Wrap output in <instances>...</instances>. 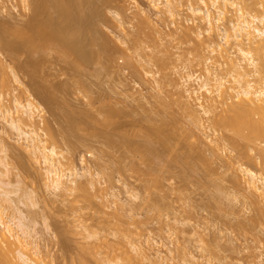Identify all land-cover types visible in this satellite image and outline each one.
<instances>
[{
	"label": "rangeland",
	"instance_id": "1",
	"mask_svg": "<svg viewBox=\"0 0 264 264\" xmlns=\"http://www.w3.org/2000/svg\"><path fill=\"white\" fill-rule=\"evenodd\" d=\"M104 1L103 0H94L95 3H94L93 9L98 10L99 14H97L96 20H98L99 17H101V18L98 20L99 22H96L99 24V25L97 24V26H99L98 28H99L100 32H102L101 34H103L102 36H104L105 42H108L109 44L107 43V45H110V47H113V51L115 53L112 51L114 55L112 54L110 56H108V54L105 56L106 53H104L103 54L104 57L102 56V58H100L101 60L98 59L99 61H96V62L95 61H93V62L89 61L86 64L89 66L88 68H87V66H84L85 65L84 64L83 65L84 67H82L80 70H76V74L80 75L79 77H77L78 75H73V74H75V73H73V69L75 70L73 65L68 64V62H66V64H63V63H65L64 61H67V60L69 61V59L64 60L66 57L64 58L63 54H61L62 55L61 57L64 58L62 60V58L59 57L60 55H58V53H59V52H57L58 49L56 50L54 48L53 49L50 48V50L46 49V52L39 51V52L33 53L35 51L32 52V50L30 51V49L23 47L22 49H20L21 51L19 52V54L20 53L21 54L20 55L18 54L21 57V59H20V57H18L19 61L17 62V60L15 61V59H12L10 57L11 54L8 51H6L5 49H2L3 47L0 44V47H1L0 51L2 49L1 52L3 53V56L5 57V59L7 60L8 63L10 61V63H12V65L16 64L17 65V66L15 65L16 68H18L19 64H21V65L24 64V65H22L23 67L17 69V71L20 73L19 76L22 79V81L24 82V85L26 84L25 85L26 88L28 87L29 92L31 91L30 92L31 94H32V92H34L33 93L34 94L33 97L35 98L34 101L42 109V115L44 116L43 117L44 121H46V123L49 125V127L50 126L52 127V128L50 127L51 128L50 131L52 130L54 133L53 139L55 140L56 143L58 142L57 145H61V146H59L61 149H59V147H58V149L62 151V153L64 154L63 156L65 157V158L64 157L62 158V162H63L62 164L65 163L64 165H66L65 166L66 169L69 166L70 170L73 167H75L78 170H81V172H83L82 171L83 167H84L85 171L87 169L86 167H88L89 170H91V171L93 170L92 173H94V174L97 172L100 173V175L95 174V176H94V175H92V173H90L91 171L89 172L87 169L88 172L84 171V174H85L84 176L86 178H84V176H83L84 179L82 180V176H81L78 179V181L81 180L82 182H84L82 185H84V184L87 185L86 190L88 188V190H90V191L87 190L88 193L93 195L95 200L92 201L91 205H92V207L94 205H96L94 207H95V210H97V211H95L93 209L94 207L92 208L91 205H90V207L92 208L93 211H91L90 207L83 208L84 207L83 205H85L84 204L85 201H82L83 199L78 198V196L80 197V195H79L80 191H78V190H76V193L74 190H72V192L69 191L71 193L62 192L63 195H60L61 192H58L59 194L53 192V189H51L49 187L51 181L49 180L48 175L44 174L46 171L44 166H43L44 164H42V162H39L40 159L35 160L36 157L33 156L31 153H29L28 150H25V149H27V147L23 146V145H25V144H23L24 143L23 140L17 138V135H16L17 132H15L14 129H11V126L8 125L6 122L2 121V119H0V137L1 136H2L1 138L4 137V139H2V140H5L4 142L7 141L6 143H7V145H9L7 148L9 150L7 161L10 164L9 165L10 172L7 175H5L3 178H4V180H6L10 184H9V186L7 184L6 187L4 186L3 188H0V194L6 193V192L9 193L8 195H10V197L12 198V201L16 202L18 207L21 209V211L26 214V215L24 214V216H26V217H24V219H25L24 221L28 222L29 224L32 223L31 226L36 228L37 231L39 232V234H37L33 240L32 239H30V240L32 242H34V244H37V246L40 248V252H41L39 255L40 259L42 261H44L46 264H77V263L78 264H99V263L101 264V263H103V261H109V259L107 257L104 258V256H106V255L107 256L112 255L109 258H111L112 261H114V262L117 260L118 261L121 260V262L123 263L126 260L125 258L127 257L128 254L132 257V253H133V256L135 258L132 257L131 262L134 260L133 263L136 264L137 262L144 261L142 258L141 259L139 258L140 261H138L137 256L139 257V255L134 254L135 252L132 251L131 247L129 248V245L132 242L139 243V246H141V248L143 250H145V252H146L145 254H147L146 256H148V257H146L148 262H146V260H145L144 262H142V264H146V263L147 264H155V263L159 264L160 262H161L160 264H184L185 262H186L185 264H189L190 263L189 261H192L191 259H193V258H194L193 263H196V264H264V226L260 225L257 222L254 223L249 219L252 214L254 215V213H255V215H256L257 212L251 211L252 210L251 207L247 203L245 204V202L242 201L243 198L240 197V195H242L241 191H239V193H238V191L230 185V182L227 181L228 180V178H227L228 172L225 171V169H226L225 166L221 167L223 165V161L222 160L219 161L218 159H216V161L218 160L219 162L215 161L212 164L211 161H214L215 159L213 160L212 155L208 156V153L210 154L209 148H208V151L206 150L207 151L206 155L210 159V164L215 165V169L213 168L214 166L211 165L212 170H208L206 168V166L201 163L202 161L201 162L196 161L195 163H197V164L194 163V165L192 167H190L189 165L183 163L181 161V159L179 158L180 154H182V147H181L182 143L180 142V137H179L180 135L178 134L179 130L174 129L175 128L174 125L176 123L174 125H173V123L177 120L180 122V123H177V124H179V126L183 122V124L181 125L182 127H180V128L185 127V128L189 129V127H191V126H189L191 124L190 123L191 119H190V116L188 115V112L184 109H181L180 108L181 105L179 103H177V101H175L174 103H172V101H171L172 97L175 96V98H173V100H175L176 97L179 96V94H181V93H179L180 89L178 88L179 92L177 90L175 91V88L177 89V87H175V85H172V84H174V82H175V84H181V82H179L180 79L177 78L178 82L175 81L176 79L173 80L172 84L169 82H168L169 84L167 83L168 86H166V87L168 89H165L166 90L165 92H168L167 90L170 89V92L173 93V94L170 93L171 96L170 95L167 96L168 93L165 94L164 91H163V93L157 91V88L159 86L157 88L154 86V85H158V83L156 84L154 80L155 79L156 80L161 79L162 75H161L160 71H159L160 73L158 72L159 67H158L157 63L152 62V61H150L151 63L148 61H147L148 63L146 62L147 58H149L147 55H144L148 52V51L146 52V50H144V49L149 50L148 45L146 46L144 44V43L148 44L147 42H149V40L147 39L148 40L147 41L146 38L140 37L142 39H145V41L139 39V41L141 40L140 42H142L140 45V42L137 39L138 44H136V45L141 46L140 48H144L143 50L146 53H142L141 50H139L140 48L139 49L137 47L135 48V50L136 49L139 50V52L136 50L137 52H135V55L138 57V55H137L138 53H139V55L143 54V56L145 58L147 57L146 60H144L143 59L144 57L141 55V59H139L140 56L138 58L134 56L136 59L133 57L132 59H134V60H131V62H128V60L124 56V54H121V53H122L123 49H125V47L128 44H129V47H131L130 46L131 44L128 42H131L132 37H134L136 34L135 25L137 24L136 20H138V18L135 15L136 10L134 8V4L131 0H125L126 3H124V0H122L121 4H119V5H118V3L120 0H109L110 5L106 3V0H104ZM135 1L140 6L144 7L145 9L148 8L147 0H135ZM107 2H108V0H107ZM111 3H112V5H111ZM115 3H116V5H115ZM122 4L125 5V13H123L124 7L120 6ZM22 5L23 4L19 0H0V20L2 19V21H6V22L9 21V24L13 23L12 25L15 24V26H16V24H17V26L21 25L23 23L22 21H24V19H26V17H24L25 13H28V10H26L24 8V6H22ZM184 6H180V7H182V8H180V9H182V10H180L182 12L179 11L180 12L179 18H178V16H176V17L174 16V18H172L168 13H166V16L168 14V16H167L168 18H165L166 16L163 15L165 18L164 19L162 16L163 20L160 19V21L163 24H161L160 27L162 25H163V27L165 26V28H163V30L166 33L169 32L170 34H172L174 36L176 34L175 33L176 27L178 29H181V28H179L180 26L182 28H184L185 25L190 26L192 24L191 20H187V19H190L193 16H192V14H190L192 17L189 18V16H190V15H188L189 11H186L188 9L184 10V8H187L186 6L185 7ZM255 7H256V10H254L255 9L254 7H251V9L254 8L253 12L250 9L252 13L258 14L259 12L260 13L264 12V10H262L263 7L261 8L260 5L256 4ZM259 7L261 8L260 11H258ZM109 8H111V9H109ZM121 8H122V10H121ZM230 9H232V8H230ZM248 10H249V8H248ZM185 11L188 13L186 14ZM113 12H119V13L121 12L122 14H120V15L123 16V18L120 16L121 20L122 19L123 20L125 19V20L120 22L119 16L115 18V16H113L114 15ZM104 15H106V16H104ZM186 16H188V18H185ZM112 17L115 20L117 19L116 20L117 23H116V21L114 22ZM102 18H105V19H102ZM126 18H128V19H126ZM181 18H182V21H181ZM184 20L185 21L187 20V21L185 22ZM14 21H15V23H14ZM160 21H159V24H160ZM188 21H190V22H188ZM129 22L130 23L132 22V23L130 24ZM7 23H6V25H8ZM123 23H125V24H123ZM180 23H182L184 25L182 26V24L180 25ZM185 23H187V24H185ZM117 24L120 27H118ZM126 24H128L129 27ZM125 25L127 28L125 27ZM132 26H133V28H132ZM173 27H175V28H173ZM120 28H122V30L124 32H121L122 30ZM191 28H192V26H191ZM3 29H4V27L3 28L0 27V39H1V37L3 38V34H5V32L2 31ZM127 29H129L128 32L126 31ZM194 29L195 28H193L192 30H194ZM172 30H173V32H172ZM192 30H191L192 33L195 32ZM129 31H133V33L129 32ZM193 34L191 37L192 38L191 41L189 40V38H184L183 43L180 44L181 48H179V50H181V51H178L182 55V56H180V53H179L180 59L174 58V57H176V55L178 53L176 51L178 49L175 48L176 52L173 51L174 47H173V50H172V48L170 49L174 52V55H172V57L171 56L170 57L176 59L174 62V60L170 58L174 62L173 63L171 60H169V61H171V63H173L172 65H174V68H172L171 67L172 65L169 63L171 65L170 67H171L172 71L174 69L180 70V71L175 70L176 72L174 71V74L183 75V76H185L188 73H193L194 75L195 74H201L200 73L201 71L197 70V69H199V67H197V63H196L197 60H195L197 58L196 57L197 51L195 49V41L193 39L195 34L194 35ZM117 35H118V37H117ZM119 35H122V36H119ZM128 35H129V38H128ZM177 35H178V33H177ZM115 41H116V43H115ZM112 42H114L115 44ZM126 43H127V45H126ZM121 46L123 47V49ZM115 47H117V48H115ZM134 47H135V45H134ZM145 47H147V48H145ZM133 49L134 48L132 46V50H129V51H132V53H133V51H134ZM47 50H49V51H47ZM55 52H56V54H55ZM173 52H171L170 54H173ZM29 53H30V55H29ZM31 54L34 56V58L31 56ZM39 54H41V57H39L40 56ZM35 55H37V56H35ZM57 56H58V58H57ZM37 57H39V58H37ZM177 57H178V55H177ZM28 58H30V60ZM35 59H37V60H35ZM189 59H191V60L194 59L195 61L193 60L192 63L190 62L191 65H189L190 64L188 61ZM11 60H12V62H11ZM59 60H61L62 63ZM113 60L114 61L116 60L115 61L116 63L119 62V63H117L118 65ZM135 60H137V61L135 62ZM181 60H183V62ZM30 61H38L39 62L38 63L39 65H37V69H35L36 67L31 65ZM132 61L134 63H132ZM13 62H14V64H13ZM138 62L143 63L144 69L145 70L147 69L146 71L150 70L149 72L150 73L152 72L151 77L149 76L150 75L149 73L146 74V73H143L141 71V70L144 71V69H141L143 65L139 66ZM145 62L147 65L144 64ZM129 63L130 64L132 63V65H131L132 67L130 66ZM180 63H183V64H180ZM150 64H151V66H150ZM177 64H179V65H177ZM64 65H65V67H64ZM68 65H70V66H68ZM40 66H41V68H40ZM177 66H180V67L178 68ZM67 67H69V69ZM135 67L139 73H136L137 71H135V69H134ZM138 68H139V70H138ZM153 68H155V69H153ZM62 69L64 71H66V73H64L62 71ZM70 69H72L71 72H70ZM85 69L88 70V73H87V71H85ZM22 70H23V72H22ZM83 70H84V72H83ZM155 70H156V72H155ZM30 71L32 73H30ZM78 71H80L82 73L79 74ZM146 71H144V72H146ZM169 71L171 72V70H169ZM140 72H141V74H140ZM179 72L181 74H179ZM184 72H185V75H184ZM33 73H36V74H33ZM62 73H64V74H62ZM84 73H86V76L84 75ZM144 74H146V76ZM81 75H82L83 79H81ZM142 75H144L145 78H144V76L142 77ZM68 76L70 79L68 78ZM152 76L155 79H153ZM159 76H160V78H159ZM173 76H174V78L176 77L175 75H173ZM66 77L68 78L67 82H66V79H67ZM170 78L172 79V76ZM84 79H85V81H84ZM47 81H49V82H47ZM80 81H82V82H80ZM160 81L161 80H159V82ZM84 82H86V84H83ZM11 84H12L11 88L13 91H11L9 93L10 94L15 93L17 96L20 95V97H22V98H19V96H18L19 100H22V102H24V101L26 102V100L23 99L26 97V95H25L26 93H24V88H22L21 85L16 84V82L14 83V81H12L10 83V86H11ZM91 84H92V86H91ZM170 84L172 86H174L173 87L174 89H172V86H170ZM194 85L197 86L195 83H194ZM10 86H9V88H10ZM75 87L78 91L75 89ZM178 87H179V85H178ZM11 88H10V90H11ZM41 88H43L42 90H44V93L41 90ZM59 88L62 90V92ZM62 88H64V89H62ZM67 91L69 92L68 94H67ZM177 92H178V94H177ZM7 93H8V91H7ZM175 93H176V95H175ZM200 93H205V92H200ZM10 94H6V99L3 100L9 106L13 103L10 100L11 99ZM41 94H43V95H41ZM91 95H92V97H91ZM201 95H203V94H201ZM155 96H157V97H155ZM160 96H162V97H160ZM159 97L162 98V101H160L161 99ZM169 97H171V98H169ZM7 98H9L8 101H7ZM165 99H167V102L169 99H171L170 100L171 104H170V102H168V105L170 104L171 107L170 106H168V107L171 109L173 106V108L175 110H173V108H172V110H167V111L164 110L165 108H168L167 106H165V108H164V105H162V104H164ZM66 100L68 101V103ZM158 100H159V102H158ZM59 101H61V102L64 101L63 102L64 105H63V103H61ZM159 103H162V104H159ZM89 104H90V106H89ZM175 104H177V107ZM178 104L180 105L179 108H178ZM161 105H162V108H161ZM73 106H74V108H73ZM109 106H112L113 108H115V110H118L120 113L119 114L120 116L118 115V117H117L118 118L117 122H119V123L116 124L117 125L116 127L114 125L115 128L114 127H105L100 122L103 119L102 116H105L107 114V110H109L108 108H110ZM123 107H125V108L123 109ZM66 109H68V110H66ZM105 109H106V111H105ZM180 109L182 112L179 111ZM176 110H178L179 112ZM79 111L81 112V115H80ZM87 112H88V114H86ZM170 112H172L173 114H170ZM176 114H177L176 117L179 119H176V117H175ZM77 115H78V117H76ZM82 115L84 117H82ZM90 115H92V116L90 117ZM149 115H150V117H149ZM180 115H182V116H180ZM173 116L175 117V121L173 119L174 118ZM178 116H180V117H178ZM35 117H37V118H35V122L37 125H38L37 121H39V125L36 126L38 129V132H40V134L44 137L43 139H47L48 136L46 135L45 132H47L48 134H49V132L46 131V129H43V128H45L44 127L45 123L43 122V120H41L42 118L40 117V115L37 114ZM73 118L77 119V121L75 122V120ZM182 118H184V119H182ZM79 119H80V121H79ZM92 119H93V121H92ZM146 119H148L147 120L148 123H147ZM149 120L152 122H150ZM72 121L75 123H80V122L81 123L78 125V128H76L77 126H73V124L70 123ZM154 121H155V123H154ZM42 122L44 123V125ZM49 122H50V124H49ZM97 122H99V123H97ZM126 122H127V124H126ZM170 122H171V124H170ZM83 123H85V124L83 125ZM143 123H144V125H143ZM71 124H72V126H71ZM86 125H88V126H86ZM80 126H82V127H80ZM127 128L130 129V131H128ZM180 128H178V129H180ZM88 129H89V131H88ZM99 130L101 132L98 133L97 131H99ZM103 130H105V131H103ZM124 130H125V133H127L129 139L132 140L131 142L138 141L139 143H137V142L136 143L139 145V144L143 143L142 141L148 135L149 137H147V138L150 140V143L151 144H152V142L154 143L152 145L156 149H155V152L152 153L153 155L151 156L153 159L151 165H152L155 173L157 174L156 176H158L160 178V179L158 178L160 181L158 183V185H159L158 189L156 190L157 194H153V196L160 195L162 198L164 196L165 198H163V201H161L162 200L161 197H159L161 200H159L157 198L160 202L157 201V199H156L157 196L153 199L147 200V198L150 196L149 195L150 194L149 193L150 186L147 187L148 186L146 184L147 181L145 182V180H147V179L144 180V178L141 177L142 175H140V177H137L138 176L137 173L134 172L135 173L134 174L131 171H128V172L122 171V169L120 172H118L119 171L118 168L122 165V163H124V162H121L120 163L121 165H119L118 161H117V160L122 159L121 158L122 154L124 155V153H123L124 152V150H123L124 146H123V144L117 143L116 145L114 144L111 147L110 144L106 143L107 142L106 134L107 135L110 134V136L114 140L116 139L115 140L116 142L117 141L120 142V140H121L120 136H121L122 132H124ZM173 131H175V132H173ZM176 131H178V132L176 133ZM42 133L45 134L46 136L43 135ZM171 133L173 134V137L171 136L172 139H170V142H171L170 145L172 144V146H170V148H169V146H167V148H165L164 146H166V145H164V144H162V142H160L161 137L164 135L168 136V134L170 135ZM174 133L176 134L175 138H174ZM92 134H94V135H92ZM116 134H118V135H116ZM119 134H120V136H119ZM158 136L159 137L161 136V137L158 138ZM82 137H84V138H82ZM70 139H72V140H70ZM158 139H160V140L158 141ZM174 139H176V140H174ZM177 140H179V141H177ZM61 141L62 142L64 141V142L62 143ZM49 142H50L49 140H48V142L46 141V145H48ZM83 143H85V144H83ZM157 148H158V150H157ZM167 149H169V150H167ZM136 151H138L136 153L139 154L141 150L136 149ZM225 153H227V152H225ZM30 155H31V157H29ZM224 155L226 157V154L223 153L222 156L224 157ZM68 157H71V158H68ZM177 157L179 158V160ZM32 158H35V159L33 160ZM114 159L115 160L117 159V160L113 162ZM197 160L200 161L201 159L199 158ZM180 161H181V163H180ZM112 163H114V164H112ZM200 163H201V165H200ZM220 163L222 164L221 166H220ZM115 164H117V166ZM141 166L145 167V166H143V164H141ZM1 167L2 166L0 165V168ZM65 167H63V169H65ZM89 167H91V169ZM251 167L254 169H257L255 167V165L252 163H251ZM1 169H4V167H2ZM66 169H65V171H66ZM97 169H99L100 171H98ZM213 169H214V172H213ZM86 173H87V175H86ZM88 173L90 174L89 176H88ZM223 173L227 174V175H223ZM43 174H44V176H43ZM91 175L93 176V179H91L92 178ZM97 176H99L100 178ZM136 177L139 179L142 178L141 179L142 181L141 180L139 181ZM145 178H149V176L145 175ZM85 179H87V180H85ZM89 179H90V181H89ZM85 181H86V183H85ZM87 181L92 183V187H91V184H89ZM93 183H94V185H93ZM96 183H97V185H96ZM124 183L126 185H124ZM127 184H128V186H127ZM225 184H227V185H225ZM160 189H161V191H160ZM8 190H9V192H8ZM91 190H92V192H91ZM77 191H78V195H77ZM67 193L70 195H66ZM73 193H74V195H73ZM2 194L0 196L3 198ZM135 194H136V196H135ZM133 195H134V197H132ZM4 196H5V194H4ZM1 197H0V199H2ZM73 197L76 199H73ZM14 199H15V201H14ZM74 200H76V203ZM79 200H81L82 202H80ZM153 200H154V202H153ZM1 202L2 201L0 200V203ZM157 202H159L158 204L161 205L160 207H162L161 211H156L155 209H153V204L154 203L157 204ZM243 202H244V204H243ZM4 203H6V202H4ZM151 203H152V205H151ZM6 204H4V205H6ZM81 204H83V205H81ZM76 205H78V206H76ZM86 205H88V204H86ZM148 206H150L151 208ZM76 207L78 209L80 208L81 210L79 209V211H78ZM97 207H100V208H97ZM82 208H83V210H82ZM0 209H1L2 214L4 215L5 209L3 210V204L1 205ZM98 209L99 210L101 209L102 211H99ZM8 211H9V209H8ZM6 214H7V216L5 215L4 217L5 218L7 217L6 219H8L9 215L7 212H6ZM9 214H11V212ZM253 215H252V217L255 216V215L254 216ZM109 219H111V220H109ZM250 222H252L253 224L252 223L250 224ZM10 223H13L12 226L15 228V230H17V232L20 231L16 227L14 221L10 222ZM48 224H50L49 228H47V226H46ZM44 226L47 229H45ZM65 231H67V233H65ZM94 231H97V232H95L96 234L94 233ZM91 233H93V234H91ZM97 233L103 234V236L100 234L97 236ZM18 234H21V232H18ZM94 234H95V237L93 239ZM104 234H105V236H104ZM99 236L102 237V239L104 237V239L101 241ZM153 238H155V239H153ZM99 239H100V241H99ZM110 240H111V242H109ZM129 240L131 242H129ZM97 241H99L100 243ZM117 241H122V245H123V242H124V244H126L125 242H128L130 244H126V245H128V247H126V246L124 247V245L122 247V245H120ZM153 241H155L156 243ZM158 241L161 245L165 244V247L162 246V248H161L160 247L161 245L157 244ZM88 243L91 246H93L92 251H90V253L88 252L89 249L87 251V248H84V247L90 246V245H88ZM108 243H111L113 245V246H110L113 248V250H112V248L110 250ZM80 244H82V246ZM106 245H108V246H106ZM117 245L119 246V248ZM157 245L158 246L160 245V246L158 247ZM104 246H106V248ZM116 246H117V250L121 248L120 249L121 252L118 250L121 254L117 253ZM102 247H104L105 249ZM155 247L159 248V251H162L164 256L166 254H168V256L166 255L167 258L171 257V259L169 260V258H168L167 260H165V262L162 259H158L156 257V255H158V254L156 252L157 249ZM81 248L82 249L84 248L83 249L84 251L81 250ZM160 248H161V250H160ZM102 249H104V250H102ZM162 249H164V250H162ZM93 250H95V251H93ZM109 250L111 251V253H109ZM126 250H127V252H126ZM170 250H172V251L170 252ZM112 251H114V252H112ZM79 252L82 254H80ZM94 252H96V253H94ZM99 252H100V254L102 253L101 254L102 256L100 254L98 255ZM87 253H89V255ZM104 253L105 254L107 253V254L104 255ZM77 254L80 255V257ZM83 254L85 255V257ZM94 254L96 257L98 255V258H94L95 257ZM135 255H137V256H135ZM120 256L122 258H124V260ZM140 256L142 257V255H140ZM85 258L88 260V262L86 261ZM116 258H117V260H115ZM118 258H120V259H118ZM98 259H99V261H98ZM156 260H157V262H156ZM187 262H189V263H187ZM104 263L108 264L106 262H104Z\"/></svg>",
	"mask_w": 264,
	"mask_h": 264
},
{
	"label": "bare ground",
	"instance_id": "2",
	"mask_svg": "<svg viewBox=\"0 0 264 264\" xmlns=\"http://www.w3.org/2000/svg\"><path fill=\"white\" fill-rule=\"evenodd\" d=\"M19 1L23 4L22 6H24V8L26 10H28V13H25L24 17H26V19H24V21H22L23 23L19 26H17V24H16V26H15V24L12 25L13 23L9 24V21H7L8 22L7 23L6 21H2V19L0 20V22H1L0 27L1 28L4 27V29L2 31L5 32V34H3V38L1 37V39H0V44L3 47L2 49H5L6 51H8L11 54L10 57L12 59H15V61L16 60H17V62L19 61L18 57H20L19 55L21 54V53L19 54V52L21 51L20 49H22L23 47L30 49V51L32 50V52L35 51L33 53H36L39 51L46 52V49L50 50V48L51 49L54 48L56 50L58 49L57 52H59L58 53V55H60L59 57L62 56L61 54H63L64 58L66 57L65 59L61 57L62 60L63 59L64 60L69 59L70 62L67 60V61H64L65 63H63V64H66V62H68V64L73 65V67L75 68V70L73 69V73H75L73 75H78V74H76V70H80L84 66H87V68H88L89 66L86 64L89 61L90 62H93V61L96 62V61L101 60L100 58H102L104 53H106L105 56L107 54H108V56L113 54V52H114L113 47H110V45H107L108 42H105L104 36H102L103 34H101L102 32H100V30L98 28L99 26H97L98 23H96V22H99L98 20L101 17H99L98 20H96L97 14H99V13H98V10L93 9L94 3H95L94 0H19ZM121 1L122 0L119 1L118 5L121 4ZM131 1L134 4V8L136 10L135 15L138 18V20H136L137 24L135 25L136 34L131 39L132 43L128 42L131 44L130 45L131 47H129V44L127 45V43H126V45L128 47L126 46L125 49H123V47L121 46L123 49L121 54H124V56L127 58L128 62H131V60H134V59H132L134 56L137 57L135 55V52H137V51L139 52V50H141L142 53H146L148 51L146 54H144V55H147L149 57V58L146 57L147 60L143 56V54L139 55V53H138L137 55H138V57L140 56L139 59H141V55H142L144 57V58L143 57L142 58L144 60H146V62L152 61V62L157 63V65L159 67L158 72L160 71L162 76H161V79H158V80H156L153 76H152V78L155 79L154 81L156 84L158 83V85H154V86L156 88L159 86L158 87L159 89L157 88V91H159V92H162V93H163V91L165 92L166 91L165 89H168L166 86H168L169 83L172 84L173 80H175V79H176L175 81L178 82L177 78L180 79L179 82H181V84H175V82H174V84H172V85H175V87H177V89L175 88V91L177 90L179 92V90H178V88H179L180 89L179 93H181V94H179V96H177L175 100H173V98H175V96L172 98L169 97L172 100L171 99L168 100V102H170V104H171V101H172V103L177 101V103H179L181 105L180 108L186 110L188 112V115L190 116V119H191V121H190L191 124L190 125L188 124L189 126H191V127H189V129L185 128L184 126H183L184 128H180V127H182L181 125L183 124V122L179 126V124H177V123H180V122L177 120H176L177 122L175 121V117L177 116V114L175 115V117L173 116L174 117L173 119L175 121V122L173 121L174 122L173 125L176 123L174 125V127H175L174 129L179 130L178 134L180 135L179 136L180 142L183 144L182 145L180 143L181 147H182V154H180L179 158L181 159V161L183 163L189 165L190 167H192L196 161L197 162L202 161L201 163L204 164L208 170H212L211 169L212 166H214L213 168L215 169V165H212V164L216 161V159H218L219 161L222 160L223 165L220 163V166L221 165H222L221 167L225 166V168H226L225 171L228 172L227 173L228 174V176H227L228 180L227 181L230 182V185L234 189H236L238 191V193H239V191H241L242 195H240V197L243 198L242 201H244L245 204L247 203L251 207V209H252L251 211L257 212L256 215L254 213L255 216L252 214L254 217H252V215H251L252 218L250 217L249 219L254 223L257 222L260 225L264 226V12L263 13L259 12L260 14L259 13L258 14L252 13L254 8H255L254 10H256V7H255L256 4L260 5L261 8L263 7L262 10H264V0H147L148 8L150 7L149 9L148 8L145 9L144 7L140 6L135 0H131ZM109 2H110L109 0H108V2L106 0L107 4H109ZM124 3H126L125 0H124ZM111 5H112V3H111ZM115 5H116V3H115ZM184 5L187 8H184L185 7ZM120 6L124 7L123 8L124 12L123 11L122 12L125 13V5L122 4ZM180 6H184L183 7L184 10L188 9L186 11H189V13L185 11L186 14L187 13H188V15L192 14L193 17L190 15L189 18L190 17H192V18L187 19V20H191L192 24L190 26L185 25L184 28H182L180 26L179 28H181V29H178L177 27L176 28L173 27V28H175V33H176L173 36L169 32L166 33L163 30V28H165V26L163 27V25H162L160 27V25L163 24V23H161L160 19H162L163 15L166 16V13H168L172 18H174V16L175 17L178 16V18H179L180 12H182V11H180V10H182V9H180V8H182ZM251 7H254V8L251 9ZM230 8H232V9H230ZM248 8H249V10L251 9L252 12H251V10L249 11ZM261 8L259 7V10L258 9L257 10L260 11ZM109 9H111V8H109ZM121 10H122V8H121ZM113 13H114L113 16H115V18L119 16L120 22L125 20V19L121 20V17L123 18V16L120 15V14H122L121 12L120 13L119 12H113ZM168 14H167V16H168ZM104 16H106V15H104ZM167 16L165 18H168ZM105 18H102V19H105ZM163 18H164V16H163ZM185 18H188V16H186ZM112 19H113V17H112ZM126 19H128V18H126ZM113 20L115 22L117 19L116 20L113 19ZM159 21H160V24H159ZM181 21H182V18H181ZM188 22H190V21H188ZM6 23L8 25H6ZM14 23H15V21H14ZM116 23H117V21H116ZM187 23H185V24H187ZM123 24H125V23H123ZM181 24L182 23H180V25ZM126 25H128V24H126ZM126 25H125V27H126ZM183 25L184 24H182V26ZM117 26H118V24H117ZM191 26H192V28H191ZM118 27H120V26H118ZM128 27H129V25H128ZM132 28H133V26H132ZM193 28H195V29L192 30ZM120 29L122 30V28H120ZM128 30L129 29H127L126 31L128 32ZM191 30L195 31V32H193L195 34L193 39L195 41V49L197 51V54H196L197 58L195 60H197V62H196L197 67H199V69H197V68L196 69L201 71L200 72L201 74H195L194 75L193 73H188L185 75V72H184L185 76L174 74L175 70H177V71L179 70V69H174L172 71V69H171V67L174 68V65H172L176 60L174 58L180 59V57H179L180 52H178V51H181V50H179V48H181L180 44L183 43V39L189 38V40L191 41V39H192L191 37L193 34L191 32ZM121 32H124V31L122 30ZM129 32L133 33V31H129ZM172 32H173V30H172ZM177 33H178V35H177ZM122 35H119V36H122ZM117 37H118V35H117ZM140 37L146 38V40L147 39L149 40V42H147L148 44L143 42L146 46L148 45L149 50L144 49V48H140L141 46L136 45V44H138L137 42L139 41V39L145 41V39H142ZM128 38H129V35H128ZM137 39H138V41H137ZM112 43H114V42H112ZM115 43H116V41H115ZM141 43L142 42H140V45H141ZM134 45H135V47H134ZM132 46L134 48L133 53H132V51H129V50H132ZM136 47L138 49L139 48L140 49L139 50L136 49L137 50L136 51L135 50ZM173 47H174V50H173ZM115 48H117V47H115ZM145 48H147V47H145ZM171 48L173 51H175V48L178 49V50H176L178 52L177 53L178 57L176 55V57L171 58L172 55H174V52L172 50H170ZM2 49H1V51H2ZM143 49L146 50V52ZM49 50H47V51H49ZM1 51H0V117H1L0 119H2V121L6 122L8 125H10L11 129H14L15 132H17V134H16L17 138L22 139L24 142L23 144H25L23 146L27 147V149H25V150H28L29 153H31L33 156L36 157V159L35 158H32V159L33 160L34 159L35 160L40 159L39 162H42V164H44L43 166L46 170L44 174L48 175V178L51 181L49 187L51 189H53V192H55V193L61 192L60 195H63L62 192L66 193L69 191L72 192V190H74L76 193V190H78V191H80L79 192L80 197L78 196V198L83 199L82 201H85L84 202L85 205L88 204L86 206L81 204L84 206L83 208L90 207L92 201H94L95 199H94L92 194L88 193V191H90V190H88V188H87L88 191L86 190L87 185H85V184L82 185L84 182H82L81 180L78 181V179L81 176H82V180L84 178H86L84 176L85 175L84 174V171H85L84 167L82 169L83 172H81V170H78L75 167H73V168L71 167L72 169L70 170L69 166H68L66 169V167H65L66 165H64L65 163L62 164L63 163L62 158L64 157L63 156L64 154L62 153L61 150H59V149H61L59 147L61 145H57L58 142L56 143L55 140L53 139L54 133L52 130L50 131V129L52 127L50 126L51 127L50 128L49 125L46 123V121H44V118H43L44 116L42 115V109L34 101V99H35L33 97L34 92H32V94L30 93L31 91L29 92L28 87L26 88V86H25L26 84L24 85V82L22 81V79L19 76L20 73L17 71V69L22 68L23 67L22 65H24V64H22V65L19 64L18 68H16V66H17L16 64H15L16 65L15 66V65H12V63H10V61H9V63L7 62V60L5 59V57L3 56V53ZM171 52H173V54H170ZM55 54H56V52H55ZM29 55H30V53H29ZM39 55H40L39 57H41V54H39ZM31 56L34 58V56L32 54H31ZM35 56H37V55H35ZM180 56H182L181 53H180ZM39 57H37V58H39ZM57 58H58V56H57ZM170 58L173 59L174 62ZM20 59H21V57H20ZM28 59L30 60V58H28ZM35 60H37V59H35ZM169 60H171L173 63H171V61H169ZM193 60L189 59L188 61H189V63L190 62L192 63ZM59 61L62 63L61 60H59ZM136 61L137 60H135V62ZM181 61L183 62V60H181ZM11 62H12V60H11ZM30 62H31V65H33L34 67H36L35 69H37V65H39L38 64L39 62L38 61H30ZM146 62L144 64H146ZM117 63H119V62H117ZM132 63H134V62L132 61ZM132 63L131 64L129 63L130 66L132 65ZM191 63L189 65H191ZM13 64H14V62H13ZM180 64H183V63H180ZM70 65H68V66H70ZM140 65H143V63L140 62L139 66ZM177 65H179V64H177ZM150 66H151V64H150ZM64 67H65V65H64ZM177 67L179 68L180 66H177ZM40 68H41V66H40ZM67 68L69 69V67H67ZM134 69H135V71H137L136 67ZM141 69H144V65L142 66ZM153 69H155V68H153ZM71 70L72 69H70V72H71ZM138 70H139V68H138ZM146 70L144 69V71H146ZM169 70H171V72L173 74ZM62 71L64 73H66V71H64L63 69H62ZM85 71H87V73H88L87 69H85ZM141 71L143 73H146V74L149 73L150 74L149 76L151 77L152 72L150 73L149 72L150 70L146 71V72H144L143 70H141ZM22 72H23V70H22ZM78 72H79V74L82 73L80 71H78ZM83 72H84V70H83ZM155 72H156V70H155ZM30 73H32V72L30 71ZM64 73H62V74H64ZM136 73H139V72L137 71ZM33 74H36V73H33ZM140 74H141V72H140ZM146 74H144V75L146 76ZM179 74H181V73L179 72ZM82 75H81V79H83ZM84 75L86 76V73H84ZM144 75H142V77ZM170 75L172 76V79L170 78L171 77ZM173 75H175L176 77L174 78ZM79 76L80 75H78L77 77H79ZM145 76H144V78H145ZM68 78H69V76H68ZM68 78L66 79V82H67ZM159 78H160V76H159ZM159 80H161V81L159 82ZM12 81H14V83L16 82V84H19L22 86V88H24V93H26L25 95L27 98L24 96L25 98H23V99H25L26 102L25 101L22 102V100H19V98H22V97H20V95H18L19 96V98H18V96L15 93H13V92H12L13 94L9 93V92L13 91L11 88L12 84L10 86V83ZM49 81H47V82H49ZM82 81H80V82H82ZM84 81H85V79H84ZM194 83L197 86H195ZM83 84H86V82H84ZM171 84H170V86H172ZM178 85H179V87H178ZM9 86H10L11 90H10ZM91 86H92V84H91ZM173 87L174 86H172V89H174ZM42 89L43 88H41V90ZM62 89H64V88H62ZM75 89H76V87H75ZM7 91H8V93H7ZM42 91L44 93V90H42ZM167 91L168 92H165V94L168 93L167 96L170 95V93H172V92H170V89ZM61 92H62V90H61ZM178 92H177V94H178ZM200 92H205V93H200ZM68 93L69 92L67 91V94ZM6 94H10V97H11L10 100L13 102L10 105L11 107L9 105H7L5 101H3L4 99H6ZM201 94H203V95H201ZM41 95H43V94H41ZM175 95H176V93H175ZM91 97H92V95H91ZM155 97H157V96H155ZM160 97H162V96H160ZM160 99L159 100L162 101V98H160ZM8 100H9V98H7V101ZM159 100H158V102H159ZM59 102H61V101H59ZM63 102L64 101H62L61 103H63ZM168 102H167V99H165L164 104H162L163 102L159 103V104L164 105V108H165V106H167V107L170 106V104L168 105ZM67 103H68V101H67ZM179 104H178V108L180 106ZM63 105H64V103H63ZM162 105H161V108H162ZM175 105L177 107V104H175ZM89 106H90V104H89ZM109 107L110 108H108L109 110H107V114L105 113L106 115L104 114L105 116H102L103 119L100 122L105 127H114V125L116 127L117 126L116 124L119 123V122H117V119H118L117 117L120 113L118 110H115V108H113L112 106H109ZM73 108H74V106H73ZM124 108L125 107H123V109ZM172 108H173V106H172ZM172 108L170 109L168 107V108H165L164 110H166V111L172 110ZM106 109H105V111H106ZM181 109L179 111H181ZM66 110H68V109H66ZM173 110H175V109L173 108ZM176 111H178V110H176ZM37 114L40 115V117L42 118L41 120H43V122L45 123V126H44L45 128H43V127L42 128L46 129V131L49 132V134L47 132H45L46 135L48 136V138L46 137L47 139H43L44 137L40 134V132H38V129L36 126L39 125V121H37L38 125L35 122V118H37L35 116ZM86 114H88V112ZM170 114H173V113L170 112ZM80 115H81V112H80ZM91 116L92 115H90V117ZM180 116H182V115H180ZM180 116H178V117H180ZM76 117H78V115ZM82 117H84V116L82 115ZM149 117H150V115H149ZM80 119H79V121H80ZM176 119H179V118L176 117ZM182 119H184V118H182ZM74 120H75V122L77 121V119H74ZM147 120L148 119H146V121ZM73 121L70 123H72L73 126H77L76 128H78V125L81 122L75 123ZM92 121H93V119H92ZM150 122H152V121H150ZM44 123H43V125H44ZM97 123H99V122H97ZM147 123H148V121H147ZM154 123H155V121H154ZM49 124H50V122H49ZM72 124H71V126H72ZM84 124L85 123H83V125ZM126 124H127V122H126ZM170 124H171V122H170ZM143 125H144V123H143ZM86 126H88V125H86ZM176 126L180 129H178ZM80 127H82V126H80ZM88 131H89V129H88ZM103 131H105V130H103ZM128 131H130V129H128ZM97 132L99 133L101 131L99 130ZM173 132H175V131H173ZM177 132L178 131H176V133ZM43 135H45V134H43ZM92 135H94V134H92ZM116 135H118V134H116ZM175 135L176 134L174 133V138H175ZM119 136H120V134H119ZM171 136L173 137L172 133L170 135L168 134V136L167 135H164L162 137L160 136L161 140L158 139V141L160 140V142H162V144L166 145V146L163 145L165 148H167V146H169V148H170V146H172V144L170 145V143H171L170 139H172ZM1 137H0V165L2 167H4V169H1L2 167L0 168V188H3L4 186L6 187L7 184H8V186L10 184L6 180H4V178H3L5 175H7L10 172V167H9L10 164L7 161L8 151H9L7 148L9 145H7V143H6L7 141L4 142L5 140H2V139H4V137L3 138H1ZM147 137H149V136L147 135ZM147 137H145L143 141L141 140L143 143L140 142L141 144L138 145L137 144V143H139L138 141L131 142L132 140L129 139L127 133H125V130H124V132H122V134L120 136V138H121L120 142H118V141L116 142L115 141L116 139L114 140L110 136V134L109 135L106 134V140H107L106 143L110 144L111 147H112V145H114V144L116 145L117 143L123 144V146H124V148H123L124 155L122 154V156H121L122 159H120V160L116 159L118 161L119 165H121L120 164L121 162H124V163H122V165L120 166L121 168L118 166L119 171L117 169L116 170L118 172H120L121 169H122V171H127V172L131 171L133 173L135 172L138 174L137 177H140V175H142L141 177H143L144 180L147 179V180H145V182L147 181L146 182V184L148 185L147 187L150 186V190H149L150 196L147 198V200L153 199L157 196L156 199L157 198L159 200L162 199L161 201H163V198H165L164 196H163V198L160 195L153 196V194H157L156 190L158 189V186H159L158 183L160 181L159 180L160 178L158 176H156L157 174L155 173V171L151 165L152 161H153L151 156L153 155L152 153L155 152L156 148L152 145L154 143L152 142V144H151L150 140ZM160 137L158 136V138H160ZM82 138H84V137H82ZM48 140L50 142H49V144L47 143L48 145H46V141L48 142ZM70 140H72V139H70ZM174 140H176V139H174ZM177 141H179V140H177ZM83 144H85V143H83ZM58 147H59V149H58ZM208 148L210 149L209 150L210 154L208 153V156L212 155L213 160L215 159L214 161H211L212 164H210V159L206 155ZM136 149L141 150L139 154L136 153V152H138V151H136ZM157 150H158V148H157ZM167 150H169V149H167ZM225 152H227V153H225ZM223 153L226 154V157H225V155H224V157L222 156ZM29 157H31V155ZM68 158H71V157H68ZM179 158H178V160H179ZM199 158L201 159L200 161L197 160ZM116 160L114 159L113 162ZM181 161H180V163H181ZM201 163H200V165H201ZM251 163L254 164L257 169L252 168ZM112 164H114V163H112ZM141 164H143V166H145V167H142ZM195 164H197V163H195ZM115 165L117 166V164H115ZM63 167H65L66 171H65V169H63ZM86 168L88 169V167H86ZM89 168L91 169V167H89ZM87 169H86V171H87ZM214 169H213V172H214ZM97 170L100 171L99 169H97ZM88 171L90 172L91 170L88 169ZM92 171L90 173H92ZM44 174H43V176H44ZM95 174L100 175L99 172H97ZM95 174L92 173V175H94V176H95ZM227 174L223 173V175H227ZM86 175H87V173H86ZM89 175L90 174L88 173V176ZM92 175H91V177H92L91 179H93ZM145 175L146 176L148 175L149 178H145ZM83 176H84V178H83ZM97 177H99V176H97ZM137 179L140 181L142 178L141 179L137 178ZM85 180H87V179H85ZM89 181H90V179H89ZM85 183H86V181H85ZM88 183L91 184V187H92V183H90V182H88ZM93 185H94V183H93ZM96 185H97V183H96ZM124 185H126V184L124 183ZM225 185H227V184H225ZM127 186H128V184H127ZM78 191H77V195H78ZM160 191H161V189H160ZM8 192H9V190H8ZM71 192H69V193H71ZM91 192H92V190H91ZM4 194H5V196H4ZM8 194L9 193H7V192L3 193L2 194L3 198L0 196L2 198V199H0L2 201L0 203V207L3 204V210L5 209L4 215L1 212L2 208L0 209V264H46L44 261H42L40 259V256H39L41 253L40 248L37 246V244H34V242H32L30 240V239L33 240L36 237V235L39 234V232L37 231L36 228L31 226L32 223L29 224L28 222L24 221L25 220L24 217H26V216H24L25 213H23L21 211V209L18 207L16 202L12 201V198ZM66 195H70V194L67 193ZM73 195H74V193H73ZM135 196H136V194H135ZM132 197H134V195ZM159 197H161V199ZM73 199H76V198L73 197ZM158 199H157V201H159ZM14 201H15V199H14ZM74 201L76 203V200H74ZM79 201L82 202L81 200H79ZM4 202H6L7 204ZM153 202H154V200H153ZM159 202H157V204L156 203L153 204V209H155L156 211H161L162 207H160L161 205L158 204ZM244 202H243V204H244ZM152 203H151V205H152ZM4 204H6V205H4ZM76 206H78V205H76ZM94 206H96V205H94ZM91 207H92V205H91ZM148 207H150V206H148ZM83 208H82V210H83ZM92 208H91V211H93ZM97 208H100V207H97ZM8 209H9V211H8ZM79 209L77 208L78 211H79ZM93 209L95 210V207ZM95 211H97V210H95ZM99 211H102V210L100 209ZM6 212L9 215L8 219H6L7 217L6 218L4 217L5 215L7 216ZM10 212H11V214H9ZM109 220H111V219H109ZM13 221L15 222L16 227L20 230L18 232H21V234H18L17 230H15V228L12 226L13 223H10ZM252 222H250V224ZM49 225L50 224L46 225L47 228H49ZM44 228H45V226H44ZM47 228H45V229H47ZM95 232H97V231H94V233ZM65 233H67V231H65ZM91 234H93V233H91ZM95 234L93 236V239L95 237ZM99 234L100 233H97V236ZM100 235L103 236V234H100ZM104 236H105V234H104ZM100 239L102 241L104 239V237H103V239H102V237H100ZM100 239H99V241H100ZM153 239H155V238H153ZM99 241H97V242H99ZM109 242H111V240ZM117 242L120 245H122V241H117ZM129 242H131V241L129 240ZM153 242H155V241H153ZM89 243H88V245L91 244V243L90 244ZM125 243L130 244L128 242H125ZM110 244L111 243H108L109 248L111 250L112 247H110V246H113V245L112 244L110 245ZM126 244H124V242H123L124 247L125 246L128 247V245H126ZM157 244H160L159 241L157 242ZM80 245L82 246V244H80ZM108 245H106V246H108ZM123 245H122V247H123ZM106 246H104V247L106 248ZM117 246H116V251H117V253L121 254L120 253L121 248L118 249L120 251L119 252L117 250ZM162 246L165 247V244L164 245L162 244L160 247L162 248ZM92 247L93 246L90 245L89 247H84V248H87V251L89 249L88 252L90 253V251H92ZM104 247H102V248H104ZM130 247H131L132 251L135 252L134 254L139 255V257L137 255H135V256H137L138 261H140V259L142 258L144 261L146 260V262H148L147 258H146L148 256H146L147 254H145L146 253L145 250H143L141 248V246H139V243L132 242L129 245V248ZM118 248H119V246H118ZM161 248H160V250H161ZM83 249L81 248V250H83ZM104 249H102V250H104ZM156 249H157L156 252L158 254V255H156V257L158 259H162L165 262V260H167L169 258V257L167 258L168 254H166L167 256L166 255L164 256L162 251H159V248H156ZM110 250H109V253H111ZM112 250H113V248H112ZM127 250H126V252H127ZM162 250H164V249H162ZM93 251H95V250H93ZM171 251L172 250H170V252ZM96 252H94V253H96ZM112 252H114V251H112ZM89 253H87V254L89 255ZM80 254H82V253H80ZM99 254H100V252L98 253V255ZM106 254L104 253V255H106ZM98 255L96 257L94 254V256H95L94 258H98ZM140 255H142V257ZM78 256L80 257V255H78ZM111 256H107V255L104 256V258L107 257L109 259V261H103L102 260L103 263L106 262L108 264H135V263H133L134 260L131 262L132 257H134L133 253H132V257L128 254L127 257L125 258L126 260L123 263L121 262V260L118 261L117 258L115 259L117 261H115V262L112 261V259L109 258ZM84 257H85V255H84ZM118 259H120V258H118ZM122 259L124 260V258H122ZM170 259H171V257L169 258V260ZM193 259H191L192 261H189L190 263L189 262H187V263L196 264V263H193ZM86 261L88 262L87 259H86ZM98 261H99V259H98ZM144 261H141V262L136 261L137 262L136 264H139V263L142 264V262H144ZM156 262H157V260H156ZM103 263H101V264H103ZM155 264H157V263H155Z\"/></svg>",
	"mask_w": 264,
	"mask_h": 264
}]
</instances>
